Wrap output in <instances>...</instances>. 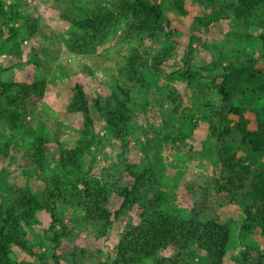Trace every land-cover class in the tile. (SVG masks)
<instances>
[{"label":"rangeland","instance_id":"obj_1","mask_svg":"<svg viewBox=\"0 0 264 264\" xmlns=\"http://www.w3.org/2000/svg\"><path fill=\"white\" fill-rule=\"evenodd\" d=\"M117 1L0 0L6 14L0 17V202L19 189L41 192L47 181L63 174L58 167L60 149L76 148L84 136V115L69 110L75 85L80 84L89 97L96 141L82 160L85 175L99 179L119 170L116 180L130 184L122 165L125 156L133 172L149 170L155 175V190L163 196L162 212L181 218L199 214L204 221L220 220L228 225L231 241L226 264H240L244 254L247 264H264L260 230L243 227L244 209L252 203L250 190L238 194L218 191L217 180L225 184L223 178L228 174L219 158L220 147L209 137L212 112L224 106L213 79L234 71L240 78L229 84L231 100L225 111L239 109L251 130L259 120L264 121V90H260L264 87V31L259 20L245 24L223 13L224 18L204 30L194 23L196 17L225 10L235 0H207V6L186 2L187 13L176 8V0H156L169 18L166 35H132L121 21L105 33L93 52L70 51L69 42L79 33L70 20L97 15ZM134 52L148 60V69H141L143 89L138 77L130 80L126 72ZM157 57L165 61L155 68L151 62ZM36 82L45 83L42 95L10 104L8 97L14 92L8 85ZM122 90L132 98L124 143L114 140L96 103L106 109L114 106L123 99ZM172 90L175 100L170 101ZM6 110L19 115L17 127L10 125ZM228 119L232 125L237 121L231 115ZM38 137L47 140L43 169L36 168L31 159ZM224 147L230 148L237 162L253 164L257 171L264 169V152L252 153L237 134ZM121 203L114 195L109 209L115 212ZM57 209L64 227L55 226L48 214L40 213L28 233L30 251L12 250L16 262L106 264L126 227L138 222L135 208L116 220L106 237H100L77 204L59 202ZM57 232L66 233L58 243L53 241ZM196 255L204 257L200 251Z\"/></svg>","mask_w":264,"mask_h":264},{"label":"trees","instance_id":"obj_2","mask_svg":"<svg viewBox=\"0 0 264 264\" xmlns=\"http://www.w3.org/2000/svg\"><path fill=\"white\" fill-rule=\"evenodd\" d=\"M186 2L198 6L208 5L207 0H176L175 6L181 13H187ZM223 13H231L235 19L245 24L258 19L264 31V0H235L228 4L225 10H215L206 16L196 17L194 23L208 30L211 25L224 18ZM0 17L6 18L1 6ZM70 21L79 33L74 34L68 48L80 55L93 52L96 45L104 39L105 33L121 21H125L130 34L149 36L166 35L170 23L163 5L156 0H118L109 10L83 20ZM8 31L15 34L12 29ZM261 38L264 53V36ZM164 61V58L157 57L151 62L152 67H159ZM147 63L148 60L142 58L138 52H134L128 59L126 69L130 80L138 77V84L142 89L145 85L142 81L144 74L141 69H148ZM239 78L234 71L213 79L224 106L212 112L209 137L215 142L216 147H220L219 158L228 174L227 178H223L225 184L217 180L218 191L223 194H238L250 190L252 203L244 209L246 218L243 227L247 231L256 227L264 239V169L257 171L253 164L245 165L240 161L237 162L235 155L229 151L230 148L224 147L228 138L237 134L252 153L264 152V121L259 120L257 128L251 130L246 117L239 109L232 107L229 111H225L231 100L229 84ZM7 87L14 92V96L8 97V101L10 104H15L18 100H26L32 95H42L45 83L10 84ZM260 90H264V87L260 86ZM122 92L123 99H118L114 106L107 109L103 108L99 101L96 103L107 118L106 128L114 140L124 143L130 126L132 98L129 91L122 90ZM169 99L175 100L174 91L170 93ZM69 110L82 113L86 125L84 136L76 148L60 149L58 167L63 174L47 181L46 188L41 192L19 189L13 197L0 202V264H27L16 262L12 250L19 248L30 251L28 233L39 221L40 213L48 214L55 226L60 224L64 227L58 214L59 202L68 205L77 204L81 207L86 219L100 237L108 235L116 220L137 209L138 222L126 227L115 254L106 264H226V254L231 241L228 225L220 220L204 221L199 214L181 218L162 212L160 203L163 196L160 191L155 190V175L151 171L133 172L130 167L128 168L127 158L124 156L122 165H125V172H128V177L132 180L130 184H122L120 180H116L119 170L108 172L99 179L85 175L82 171V160L85 154L92 151L96 141L91 131L93 121L90 117L89 97L80 84L75 85ZM5 112L9 115L10 125L17 127L19 115L15 111ZM174 112L177 113L178 110L175 108ZM230 115L237 117L233 125L228 119ZM46 145L47 140L43 137H38L34 144L31 159L38 169H43L47 163ZM114 195L122 199L121 206L115 212L109 209L110 200ZM59 233L57 232L54 237L56 240L53 239L56 243L59 242L57 239L66 235L65 232ZM197 251L202 252L204 257L198 259ZM247 261V255L244 254L239 263L247 264ZM42 264L50 263L43 260Z\"/></svg>","mask_w":264,"mask_h":264}]
</instances>
